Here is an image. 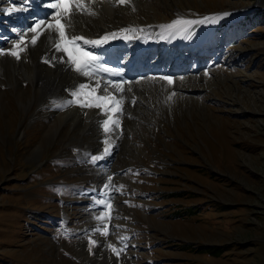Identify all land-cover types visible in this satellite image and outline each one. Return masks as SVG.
<instances>
[{"label":"rangeland","instance_id":"rangeland-1","mask_svg":"<svg viewBox=\"0 0 264 264\" xmlns=\"http://www.w3.org/2000/svg\"><path fill=\"white\" fill-rule=\"evenodd\" d=\"M141 2L128 12L112 3L114 16L201 22L168 29L177 39L161 66L186 67L172 86L138 80L125 88L119 138L90 125L102 117L95 109L88 124L83 113L62 124L36 116L57 83L44 79L42 93L21 70V91L0 71V264H264V0ZM248 15L261 20L244 23ZM75 17V32L83 21L90 34L101 31L99 13ZM42 38L26 63L51 51ZM147 71L141 79L153 78ZM105 139L110 164L85 165L83 148L96 152ZM107 173L116 187L104 188ZM102 192L111 208L95 203L108 202ZM103 223L107 236L94 231ZM108 244L124 250L117 257Z\"/></svg>","mask_w":264,"mask_h":264},{"label":"bare ground","instance_id":"bare-ground-1","mask_svg":"<svg viewBox=\"0 0 264 264\" xmlns=\"http://www.w3.org/2000/svg\"><path fill=\"white\" fill-rule=\"evenodd\" d=\"M25 2L26 3H24L22 6L25 9L24 12L26 14V19L27 20L31 19V23L37 22V21L42 20V19L43 20H50L49 18L47 19L46 17L49 13L52 14L53 10H48L47 4L54 2V0H31V1L25 0ZM33 2L36 5L35 7H33V4H32ZM112 3H114L112 0H100V2H97L95 4L90 5V7L94 8V9L96 8L97 13L100 14L99 20H102L101 31L94 33L96 31L92 30L93 33L90 34L85 29L87 22L85 23L83 21L80 24L79 32H78V30L75 32V29H74L73 34H79V35H83L87 38L96 39L98 37L103 36L106 33L117 32L118 37L115 39L116 40L118 39L119 41L123 42L122 47L117 52H115V54H112L111 56H109L108 53H106V52H102V55L104 56L105 60H113V61H116V62L120 63L121 65H123V67L125 68V73H126V75H124V76H130L131 79H134L139 75V72L136 69V62L137 61H141L142 63L151 64V65H157L158 64L155 61L156 56H155L154 52L151 51L149 49V47L156 50V48H157L156 43L160 44L161 49L159 51L156 50V52L159 55V60L162 62L168 54L166 49H164L165 46L170 44L171 42L175 41L177 39V37L172 32L170 33L168 29L160 27L161 26L160 23H156L153 25H137L134 21H132L133 19H125L124 20V18H119L117 16H114L115 13L117 14V11L115 10L114 5ZM17 5L18 4L13 3L12 0H8L6 5L0 8V16L6 15L5 11H7L10 8H19V6H17ZM127 6L129 7V10H128ZM141 6H142L141 0H131V5H122L121 9L123 11L128 12V11H130V8H131L132 11H135L137 8H140ZM133 7L135 10H133ZM81 16H83V14H81ZM113 17H114V19H112ZM74 18H76V17L75 16L73 17V23H74V27H75L77 22L74 20ZM3 20L4 21L0 23V48L11 49L13 47V42L18 40L21 34H27L25 37L26 39L31 36V33H28L27 31L26 32L22 31L19 33L18 28L14 24V22H11L12 24H9L10 21H8L9 20L8 17H4ZM107 21H114V22L109 25ZM89 22L90 21H88V23ZM94 27H95V25H94ZM123 28H130V29L134 28V29H136V31H128L126 33L121 32L120 30ZM141 29H142V31H141ZM12 34H14L16 37L14 39L8 40ZM4 40H8V41L2 45L1 42H3ZM42 40L44 42V45L46 44L45 49H51L49 42H48V39H47V33H46V35L43 36ZM130 41L133 43V47H134V53L133 54L124 52V47L129 45ZM138 44H142L146 48L142 52H139L136 49V47L134 46V45H138ZM4 47H6V48H4ZM28 50H29V47H28L27 51ZM88 50L92 51L93 53L96 52V50L93 47H89ZM23 55H25V53ZM31 55H32V50L30 48L29 53L25 56L29 57ZM52 55H56L57 57H59L60 55H63V53H55L54 50L51 49V51L48 50V52L45 53V55L43 57L48 56L49 58H51ZM25 56L22 57V59L19 61L15 60L13 57L10 56L11 60L14 61L13 62V69L15 72V78L13 77L12 74H11L12 76L10 75V77H9L6 68L3 67L1 64L2 59H7L5 56H0V71L3 72L4 75L6 74L8 79H11V80L15 81L16 83H18V85H14V87H16L17 90L21 89V91L24 90L22 88V86H23L22 81L23 80L19 78L21 70H23L27 75L33 76L37 89L41 90L42 93L45 91V89L48 88L46 86V83L49 85L51 84V82H53V84L57 83L56 92L58 93V95H56L55 97H50V96L47 97V95H45V94L42 95V98H40V102H41L42 107L40 109V112L36 113V116H45L47 114L48 115L49 114L56 115L58 118V123L62 124L63 120L65 121V123H67L68 117H72L70 119V121L72 120V122H73V120L75 122L79 121L73 117L78 116L77 115L78 113H83L84 115H85V113H87V115H85L83 117V119L85 118L84 121L86 120V122L88 124L90 122V121L88 122V120H91L89 115L91 113H93L94 112L93 109H95V110H98L99 115H102V117L97 116L95 118V120L92 119L93 123L90 124L92 127H94L95 124L100 125L101 121H103L106 118L104 113L101 112V110L96 109V108L82 109L79 106H73V107H66L63 110H60L58 108L51 106L50 101L53 99H56V100L71 99V97L69 95V91L78 83H86L87 78L80 77L76 73H74L70 70H67L65 65L60 64V63H56L54 67L50 66L49 64H46L42 61L43 57L40 58L37 62H34L33 65L26 63ZM177 62H180V60H177ZM177 62L175 61V63H177ZM19 63H22V66H20ZM35 71H36V73H35ZM185 71H186V67L183 64H178L177 67H175V68L173 67L171 70L165 69V72L161 73V75L163 77H170L172 79V81H175V80L177 81L176 77L178 75L184 73ZM160 78H161L160 75L154 76L153 78H146V79L138 78L137 80H135L133 82L131 81V82L127 83L126 85L123 84L124 85L123 87L127 89L129 86H132V85H130V83H134L138 80L139 81L136 82L135 84H140L142 82L147 83V82L159 81L160 83H163L164 87H166V88H169L170 86H172L171 84H169L167 82V80H162ZM44 79H47L48 82L45 83ZM1 81L2 80L0 79V82ZM175 83H177V82H175ZM175 83L173 85H175ZM109 90L111 91L112 89L110 88ZM175 91L176 90L173 89V92H175ZM37 94H38V91L35 90L34 95H33V100L37 99V97H36ZM110 115L113 116V119L116 118V116L114 114L110 113ZM121 119H122V117H121ZM83 125H84V122H83ZM87 130H91V128L90 127L87 128L85 130V132ZM98 130H101V132H103L102 127ZM81 133H83V132H81ZM105 146L106 145L104 143H101L100 149L96 152H90V150H88L89 148L86 147V148H83L82 153H86V155H88L87 158L90 159V157L94 156L95 153H101V152L103 153V149ZM62 152H63V154L68 153V152H66V149H63ZM84 164L85 165L89 164L88 159H87V163H84ZM88 167L91 168L90 166H88ZM108 176H109V174L107 175V177ZM111 239H112V241H114L113 238H111ZM81 250H82L81 251L82 254L88 253V251L85 248H84V250L83 249H81Z\"/></svg>","mask_w":264,"mask_h":264},{"label":"snow or ice","instance_id":"snow-or-ice-1","mask_svg":"<svg viewBox=\"0 0 264 264\" xmlns=\"http://www.w3.org/2000/svg\"><path fill=\"white\" fill-rule=\"evenodd\" d=\"M97 2H100V0H54V2L47 4V7L53 10L51 19H42L37 21L27 30L28 33H31L30 37L26 39L25 37L27 34H21L19 39L13 42V47L11 49L0 48V56L8 55L19 61L22 59L23 54L26 53L28 47H35L40 38L47 33V39L51 49H53L55 53H63V55H60L59 57L52 55L51 58L45 56L42 58V61L53 67L56 63L63 64L67 70L76 73L80 77L87 78L86 83H78L69 91L71 99H53L50 101L51 106L60 110L73 106H79L82 109H99L106 116V119L101 121L100 124L104 133L116 134L117 138H119V135L122 134L120 123L121 117L124 115L123 106L127 99L123 95L125 92L123 84L128 82H114L110 79H106L102 73H115L116 75H119L120 73L105 67L102 63H100V58L92 51L88 50L89 47H100L103 44L108 43L111 39L117 38L118 33H106L96 39L87 38L79 34H73V17L79 14L89 16L98 15L95 9L90 7V5ZM113 2L116 5H131V0H113ZM22 10H25L24 7L10 8L7 11L11 13L12 11ZM133 10H135L134 7ZM223 15L228 14L225 13ZM205 19L211 20V18ZM200 22L201 21L181 17L173 21L171 24L161 25L160 27L172 29L178 25L191 26ZM120 31L126 33L128 31H136V29L123 28ZM160 79L167 80L169 84L173 83L170 77H161ZM110 88L112 89L111 91L109 90ZM130 90L131 89H128V91ZM174 95L175 93H172V96ZM170 99L171 96L166 98V100ZM131 103L133 105L136 103L135 97L131 99ZM110 113L116 114V118L113 119V116L110 115ZM85 115H87V113H85ZM118 129H120V132L117 134ZM104 144L106 146L103 149V153L91 156L89 162L96 163L97 161L104 159L105 155L110 154L112 145L109 144L108 139H105ZM107 181L108 183L104 185L105 189H109L110 186L116 187L112 184V176L109 175L107 177ZM123 187V185L119 186L121 189ZM95 203L104 205L105 208H111L110 198L108 202L105 200H97ZM95 219L97 221H103V214L96 216ZM108 219L110 220L111 217L109 216ZM94 231L100 233L102 236H107L109 234L108 225L106 223H103L102 226H97ZM123 239L125 238L121 237V240ZM95 244H97V241L90 239V245ZM107 246L117 257H119L121 252L124 250L123 248L118 249L113 244H108Z\"/></svg>","mask_w":264,"mask_h":264},{"label":"trees","instance_id":"trees-1","mask_svg":"<svg viewBox=\"0 0 264 264\" xmlns=\"http://www.w3.org/2000/svg\"><path fill=\"white\" fill-rule=\"evenodd\" d=\"M255 20V21H254ZM261 19H260V16L259 15H248L246 16V18L244 19V23H254V22H259ZM251 21H254V22H251Z\"/></svg>","mask_w":264,"mask_h":264}]
</instances>
